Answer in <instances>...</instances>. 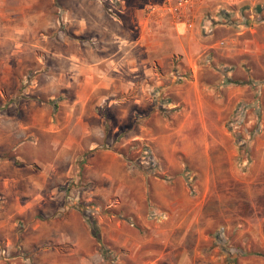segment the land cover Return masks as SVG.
I'll use <instances>...</instances> for the list:
<instances>
[{"label": "crops", "instance_id": "obj_1", "mask_svg": "<svg viewBox=\"0 0 264 264\" xmlns=\"http://www.w3.org/2000/svg\"><path fill=\"white\" fill-rule=\"evenodd\" d=\"M32 1L25 7L12 3L3 11L6 17L18 19L20 25L27 27L28 37L34 32L37 43L32 44L43 49L26 53L30 60H25L22 67L27 78L23 82L26 88L10 103L17 105L21 113V141L12 151L17 159L26 162L23 169L29 173L19 175L17 172L15 177L0 175L2 186L26 185L25 192L17 196L22 202L20 216L27 219V223H23L22 233L26 235L23 244L54 253L55 244L67 238L72 243L70 254L76 258L75 264H86L90 260L88 253L95 237L89 225L68 224L67 229H62L59 217L66 213L53 214L54 211H48L42 204L47 196L45 187L57 190L65 181L73 183V187L92 182L97 193L84 191L82 199L98 203L96 209L100 211L105 201H112L113 194L116 201L105 207L110 208L109 211L100 215L102 237L107 232L121 233V225L114 227L109 222L127 215L140 224L153 225L159 234L168 236L164 242L173 240L184 250H188L184 244L190 236L199 235V241L205 232L210 236L209 232L219 226L206 231L202 225L203 218L209 219L204 203L189 208L187 182L183 177L160 179L147 178L140 172L131 173L118 146L123 148L134 141H146L151 152L159 156L161 165L168 170H181L186 161H178L176 157L188 154L191 142L197 149L206 145L205 153L210 144L219 145L220 140L205 125L211 118L206 113L203 98V90L214 88L218 82L196 81L194 99H188L181 94L182 81H175L174 77L184 79L187 69L195 71L203 22L212 36L224 29L230 34L227 40L218 39L216 43L219 47L226 45L228 54L231 51L244 55L261 52L264 45L260 44L259 33L264 35V30L259 32L253 20L248 24L254 23V26L212 24L213 20L219 21V16L222 20L229 14L240 16L239 5L224 2L222 5L216 0L190 3V10L184 16L190 20L191 27L183 18L176 20L170 15L161 17L148 13L150 5H161L163 0ZM52 3L58 11L56 15L50 14ZM216 3L215 13L209 18L205 14L211 8L209 4ZM244 3L248 10L256 9L259 21L264 17V0H245ZM111 6L117 11L114 16L107 10ZM53 24L56 27L52 31H43ZM44 38H50V46L44 45ZM232 72V65L226 62L224 71L219 74L229 77ZM182 101L190 104L189 113L186 112L188 104ZM176 119H183V124L173 126L172 121ZM195 122L200 123V128L189 135L188 123V127H192ZM10 152L0 154L1 169L9 166ZM6 192V189L0 190V194ZM146 201L156 210L153 220L148 221L142 213V203ZM229 204L233 209L229 207L227 214L213 212L210 218L220 226L225 219H233L234 230L239 234L237 240L241 238L240 246L246 250L247 243L251 246L253 241H262L264 214L252 208L239 212L236 204ZM119 220L126 223L124 219ZM0 226H4L2 216ZM225 228L232 242L234 237L228 227ZM40 254L37 256L44 257ZM244 257L247 256L238 261ZM183 260L188 264L187 259ZM44 264H58V261L52 258Z\"/></svg>", "mask_w": 264, "mask_h": 264}, {"label": "rangeland", "instance_id": "obj_2", "mask_svg": "<svg viewBox=\"0 0 264 264\" xmlns=\"http://www.w3.org/2000/svg\"><path fill=\"white\" fill-rule=\"evenodd\" d=\"M97 1L103 2V0ZM198 1L190 0V3L194 2L196 4ZM213 1L215 2V0ZM244 1L216 0L222 5L224 3L239 5L238 12L240 16L236 18L229 14V17L225 16L223 20L219 16V21L213 20L212 24L220 23L227 26L232 24L251 26L252 24L254 26V23L248 24L249 20H253L258 24L259 32H263L264 17L262 16L259 21L258 14H255L256 9L253 11L248 10L249 8L247 9L244 6ZM31 2L33 1L0 0V154L7 151V154H9V151H11L12 155L7 162L9 166H5L3 169L0 168V175L3 174L7 177H15L17 172L19 175L29 173L23 169L26 162L17 159V154L12 151L21 141L19 130L21 113L17 105H10V103L19 98L20 94L25 91L24 88H26L23 87V82L27 78L24 77L25 71L22 68L25 66V60H29L26 53L41 52L43 49L41 46L32 44L37 43L34 32H31L28 37L25 34L27 27L20 25L18 19H9L3 14V11L5 6L8 8L12 3L22 4L25 7L30 5ZM113 2H116V0H113ZM53 5L54 3H52V9H49V11L51 15L52 13L56 15L58 11L54 9ZM216 5L217 3L209 4L211 8H209V12L205 13L209 18H212L213 13H215ZM111 7H107V10L109 14L114 16L116 10L113 6ZM223 12V10H220V14H223ZM54 27H56L54 24L49 25L44 27L43 31L50 32ZM200 27L201 48L198 51L200 55L195 58L194 68L196 69L195 71L192 68L187 69L184 75L186 78L184 79L179 78L177 75L174 79L175 81H182L183 85L180 91L188 99H194L193 86L196 81L209 84L218 82V85L216 84L214 88H211L212 90L204 88L203 98L205 105H207L205 108L206 113L211 118L205 125L209 132L220 140V144H210L208 152L205 153L208 148L206 145L197 149L194 142H191L188 147L189 153L176 157L178 161H186V165L182 166L181 170L166 169L163 164L161 165L158 155V158H156L158 159V168L149 176L140 171L135 163L127 164L126 168L131 173L140 172L147 178L183 177L187 182L189 208L204 203V210L209 219L204 220L203 218L202 225L205 226L206 231H209L217 226L220 227V224L214 222L210 215L213 212L227 214L230 211L229 203L231 205L236 204L235 208L239 212L252 208V210H260L262 215L264 214V47L261 52L253 55H244L239 51H231L228 54L226 45L219 47L216 44L218 39L224 38L227 40L230 36L225 29L212 36L209 28L205 27V22ZM28 28L35 27L28 26ZM259 34L261 35L259 37L260 44L264 45V35ZM43 40L44 45L50 46L52 43L50 38H44ZM213 45H215V48H213ZM255 45L253 44V46ZM226 62L231 64L233 69V72L229 73V77L222 76V74L220 76L219 74L220 71L222 73V69L224 71ZM182 104L187 105L188 103L182 101ZM187 106L188 110L186 112L189 113L190 104ZM180 119L173 120L172 125L179 126L183 124V119ZM189 125L190 123H188ZM188 126L187 129L189 135H191L198 131L200 123L195 122L192 127ZM132 143L124 146L123 149L128 150L130 147L133 154H138L146 145V141L139 142V145L136 146L131 145ZM118 149L121 148L118 146ZM148 156L144 154L138 160L148 165L150 161ZM210 164L212 166H209ZM131 177L133 176L131 175ZM91 183L88 182L73 187V183L65 181L57 190L54 189L55 187H45L47 196L42 202L45 208L48 211H54L53 214L61 213L62 215L66 213L64 217H59L61 218L62 229L63 227L67 229L68 224L77 226L84 223L85 225L88 224L82 213V209L85 208L90 209L100 224V215L110 210V208L106 209L105 207L116 201L113 194H111L112 201H105L101 212L96 209L98 203L82 199L85 192L91 193L94 191V193H97ZM106 188L109 189V187ZM1 189H6L7 192L0 194V217L2 216L4 224V226H0V264H44V261H50L52 258L57 260L58 264H75L74 262H77L76 258L72 256L73 254H70L73 252L71 249L72 243L67 238L65 240L63 238L61 242L55 244L57 249H54V253L50 250L43 251L42 248L39 250L31 246L30 248L26 247L23 244L26 235L22 232L24 231L23 223H27V219L20 216L22 202L17 198L25 192L26 185L14 183L6 187L2 186L0 181ZM53 189L55 192H53ZM219 197L221 201H219ZM142 204H144L142 213H144L145 218L148 221L153 220L156 217L155 208L151 206L149 201ZM62 208L64 209L62 210ZM222 217V219L226 218ZM119 219H124L126 223ZM106 222L108 221L106 220ZM106 222L104 224H107ZM234 222L233 219H225L222 226L228 227V232L232 233L231 235L234 238H232L231 243L240 246L242 241L241 238L237 240L239 234L234 230ZM109 223L113 226L116 224L121 225V233L118 235L116 231L105 233L102 237V245L97 239H92L93 247L91 252L88 253L90 260L86 264H180V262L181 264H187L183 259H187L188 264H225V255L218 247H211L212 237L207 236L206 232L201 241H199V235L194 236L196 239L190 236L189 241L184 244L188 250H184L173 240L167 243L164 242L163 239H167L168 236L159 234L157 228H154L153 225L149 227L140 224L136 219L128 218V215L113 218V222ZM248 244L246 247L250 253L246 255L247 257L242 258L239 264H264V238L262 241H253L251 246ZM41 252L42 254H40ZM258 252L263 254H258ZM39 254L44 257L37 256Z\"/></svg>", "mask_w": 264, "mask_h": 264}, {"label": "trees", "instance_id": "obj_3", "mask_svg": "<svg viewBox=\"0 0 264 264\" xmlns=\"http://www.w3.org/2000/svg\"><path fill=\"white\" fill-rule=\"evenodd\" d=\"M131 145H139V142L134 141ZM118 152L126 160L127 164L135 163L138 169L142 171L146 176L151 175V173H154L158 168V159H156L158 158V156L154 155L147 145L143 146V149L138 154H133L130 147L128 148V150H125L123 148L118 149ZM144 154L149 155L148 157L150 161L148 165H145L142 161L138 160L140 157L144 156ZM82 213L89 225L92 235L102 245V233L100 224L98 223L97 219L94 217L90 209H82ZM209 234L212 237L211 247H218L221 250L223 255H225V264H239L238 259L250 253V251L244 249L243 247L231 243V240L226 233L225 226H220L215 230L210 231ZM258 254L263 253L258 252Z\"/></svg>", "mask_w": 264, "mask_h": 264}, {"label": "built area", "instance_id": "obj_4", "mask_svg": "<svg viewBox=\"0 0 264 264\" xmlns=\"http://www.w3.org/2000/svg\"><path fill=\"white\" fill-rule=\"evenodd\" d=\"M190 0H163L161 5L152 4L148 7L147 11L151 14H158L159 16L170 15L173 19L186 20L191 27L192 24L189 19L185 18L184 14H188L190 10Z\"/></svg>", "mask_w": 264, "mask_h": 264}]
</instances>
